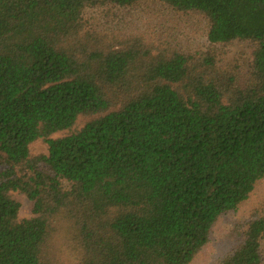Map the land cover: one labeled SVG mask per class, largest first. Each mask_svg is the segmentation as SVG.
<instances>
[{"label": "trees", "instance_id": "obj_1", "mask_svg": "<svg viewBox=\"0 0 264 264\" xmlns=\"http://www.w3.org/2000/svg\"><path fill=\"white\" fill-rule=\"evenodd\" d=\"M262 181L264 0H0V264H191Z\"/></svg>", "mask_w": 264, "mask_h": 264}, {"label": "rangeland", "instance_id": "obj_2", "mask_svg": "<svg viewBox=\"0 0 264 264\" xmlns=\"http://www.w3.org/2000/svg\"><path fill=\"white\" fill-rule=\"evenodd\" d=\"M31 151L34 155L47 154V148L41 142L33 144ZM16 197L21 203L19 218L29 219L31 217L29 201L22 195H16ZM262 202H264V181L259 183L237 212L226 215L218 221L207 245L191 264H217L221 257L237 244L238 234L244 231L242 229L244 222L249 219L251 211Z\"/></svg>", "mask_w": 264, "mask_h": 264}]
</instances>
